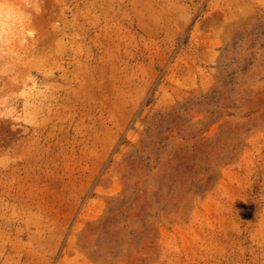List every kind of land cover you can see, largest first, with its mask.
<instances>
[{
    "label": "rangeland",
    "instance_id": "374dc122",
    "mask_svg": "<svg viewBox=\"0 0 264 264\" xmlns=\"http://www.w3.org/2000/svg\"><path fill=\"white\" fill-rule=\"evenodd\" d=\"M0 264H264V0H0Z\"/></svg>",
    "mask_w": 264,
    "mask_h": 264
}]
</instances>
